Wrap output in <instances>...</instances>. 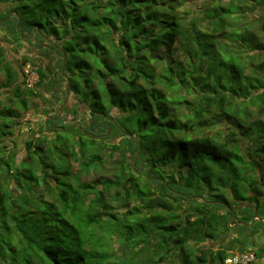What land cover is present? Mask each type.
<instances>
[{
	"label": "trees",
	"instance_id": "16d2710c",
	"mask_svg": "<svg viewBox=\"0 0 264 264\" xmlns=\"http://www.w3.org/2000/svg\"><path fill=\"white\" fill-rule=\"evenodd\" d=\"M13 1L11 16L7 12L0 18L18 35L25 29L35 35L49 32L48 40L61 56L66 90L90 110L93 123L85 128L72 123L54 139H30L23 166L17 167L15 155L6 152L3 142L31 106L24 74L5 60L0 49L3 85L12 92L8 104L0 102V169L6 176V183L0 182V264H114L104 237L113 233L132 251L139 243L146 246L152 238L158 240L149 264L179 254L178 264H222L232 244L201 256L190 241L216 239L219 230L228 227L224 214L217 212L219 206H231L223 190H231L235 200L253 202L255 214L264 219V201H259L264 197V61L255 74H244L242 65L236 68L233 63L235 56L225 63L219 44L229 38L226 28L236 5L207 0L212 4L201 7L202 17L213 31L206 33L193 27V16L190 23L185 21L175 0ZM241 1L264 12V0ZM258 29L264 33V22ZM183 37L194 45L186 51L187 68L173 59L172 45ZM240 37L249 49L262 47L249 27ZM38 78L35 86L43 80L41 72ZM28 93L34 90L28 88ZM213 105L236 122L240 135L249 141L248 150L260 156L263 166L257 179L247 177L253 155L241 154L237 130L226 140L191 135ZM252 105L259 114L254 118ZM113 107L123 115L119 120L110 119ZM94 129L130 139L137 162L145 161L144 179L159 184V195L141 184L132 164L125 170L123 159L114 179L79 182L80 175L103 162L110 147L100 134L91 132ZM70 159L80 165L74 180L69 178ZM240 169L246 176L241 177ZM244 184L251 196L239 194ZM171 193L176 204L169 199ZM112 194L121 201L142 202L153 212L119 217L108 198ZM178 206L184 216L176 212ZM171 210L175 213L170 215Z\"/></svg>",
	"mask_w": 264,
	"mask_h": 264
},
{
	"label": "rangeland",
	"instance_id": "374dc122",
	"mask_svg": "<svg viewBox=\"0 0 264 264\" xmlns=\"http://www.w3.org/2000/svg\"><path fill=\"white\" fill-rule=\"evenodd\" d=\"M177 2L176 7L179 10V14L182 15L186 22H191V17L194 21L196 29L206 31V33L213 31V26L203 19V11L201 7L203 5L211 6L212 2L207 0H175ZM209 2V3H208ZM225 5L231 4L235 6L232 16L228 20L227 32H229V38H223L220 41L222 45V58L225 63L230 62L231 56H235L233 63L236 68L238 65H242V73L249 75L255 74V67L264 61V33H261L258 29L259 25L264 22V12L259 7L252 6L251 4H244L241 0H221ZM14 5V1L10 0L7 2H0V16L11 11ZM238 5H241L238 7ZM9 16V17H10ZM12 18V17H11ZM5 18H0V49L3 57L6 61L12 62L13 65L19 69L20 74H24V70L27 69L32 71L38 81V75L41 72L43 80L39 86L32 85L28 86L27 76H25V93L30 107V110L22 117L20 125L13 128L11 136L3 144L6 145V152L10 150V153L15 155V164L17 167H22V160L25 157L26 142L35 137L45 136L47 139H54L55 137H61L66 133V128L74 123L87 127V124L93 123V115L90 110L80 102L78 97L73 92L66 90L67 83L61 76L60 70V54L56 51L53 44L50 42L49 32H45V35H35L31 31L25 29L24 34L18 35V33L12 29H9V22H4ZM14 20H12L13 22ZM249 27L253 33L257 36L255 43L262 45L260 49L252 48L249 49L247 44L244 43L240 37L244 28ZM190 32H192L191 28ZM42 33V32H41ZM197 33V32H196ZM215 34L217 31L214 32ZM217 41V40H216ZM173 59H178L181 65L187 68L188 57L186 51L194 47L187 38H181L173 43ZM240 57H239V56ZM174 63V62H172ZM159 65H162L159 63ZM205 65V64H204ZM203 70H205L203 68ZM30 74V72H29ZM4 75L0 68V102L1 105L9 103L12 97V92L9 88L3 85ZM35 86V87H34ZM28 88H32L34 93L31 95L28 93ZM195 96L192 94L188 95L189 99H194ZM258 105V103H257ZM252 115L250 118L257 117V106H249ZM219 108L213 105L210 108L209 113H205L200 124H195L191 132V135H211L220 140L228 139V135L232 130H237V137L240 139L238 142L241 146V154L246 157V152H250L253 155L252 159H248L250 166L253 170L247 172V177L258 178V174L262 169L260 156L256 155L253 151H249V141L240 135V130L236 126V122L220 114ZM123 116L118 112L116 108H111L110 119H120ZM182 118L185 115H181ZM261 117V116H260ZM264 119V114L261 117ZM110 119H105L110 121ZM104 120V121H105ZM235 122V123H234ZM239 130V131H238ZM91 132L100 134L99 139L106 141L109 144L107 153L102 156V163L95 168L93 172L82 174L79 177L80 183H94L96 180L102 177H108L114 179V176L118 174L119 168L122 164L128 169L130 164L133 166V173L138 175L141 179L142 185H147L156 195L161 192L159 184L155 181H146L144 175L146 172L145 161L137 162L135 158L138 155L135 154L134 146L128 137H125L122 133L112 132L111 130L106 134V131L100 132L98 129H94ZM242 138V139H241ZM10 139V140H9ZM48 140L44 141L45 146L48 144ZM235 144L236 141H231ZM124 155V158L122 156ZM71 160V159H70ZM71 169L69 178L74 180V175L79 170V162L71 160ZM169 168L165 169V172ZM242 176H246V172L242 169L239 170ZM65 178L64 176H61ZM249 179V178H247ZM253 179V178H251ZM6 176L2 174L0 169V182L4 185L6 182ZM146 183V184H145ZM41 186L38 187V192H41ZM247 185L244 184L239 190L240 195L251 196L252 194L246 191ZM123 190V189H122ZM45 193V190L43 191ZM114 192V189L111 191ZM223 193L226 199L230 203V207H217V212L223 213L227 221V226L219 230V235L216 239H200L190 241L191 245L199 251L201 256L204 252L209 250H217L227 245L232 244V248L228 250H254L258 256H262L264 259V225H260L257 218H254L252 214H255L257 209L254 208L253 202L250 200H235V196L232 191L228 190ZM17 194V193H16ZM203 195L210 198L207 195V191L203 192ZM49 199V197L47 196ZM111 204L115 206L113 211L119 212V217H128L133 215L147 216L153 212L148 210L145 204L137 203L132 199L127 201H121L119 196L112 194L108 196ZM175 204L174 194L171 193L170 198ZM260 202L264 201V197L260 198ZM173 203V204H174ZM225 204V203H224ZM253 209H252V208ZM154 211H159L156 209ZM229 211V212H228ZM177 213L184 216L185 212L182 206H178ZM254 212V213H253ZM170 215L174 214L175 211L171 210ZM257 214V213H256ZM244 218V219H243ZM98 233L102 235L104 232L97 229ZM106 237L105 242L107 245V251L109 253V261L114 264H149V257L155 250V246L158 240L152 238L149 245H142L139 243L135 246L132 251L126 246L125 241L118 236L117 233L109 234ZM234 243H231V241ZM241 244V245H240ZM178 256H168L165 262L161 264H178ZM3 264V263H1Z\"/></svg>",
	"mask_w": 264,
	"mask_h": 264
},
{
	"label": "built area",
	"instance_id": "2783aa9c",
	"mask_svg": "<svg viewBox=\"0 0 264 264\" xmlns=\"http://www.w3.org/2000/svg\"><path fill=\"white\" fill-rule=\"evenodd\" d=\"M30 72V74H29ZM24 76H27L28 86L32 87L36 83V77L32 71L24 70ZM222 264H259L254 250H228L223 258Z\"/></svg>",
	"mask_w": 264,
	"mask_h": 264
},
{
	"label": "crops",
	"instance_id": "0c3cea01",
	"mask_svg": "<svg viewBox=\"0 0 264 264\" xmlns=\"http://www.w3.org/2000/svg\"><path fill=\"white\" fill-rule=\"evenodd\" d=\"M251 208H252V207H251ZM252 209H253V208H252ZM253 216H254V218H257V217L259 218V216L256 215V214H254ZM260 220H261V221H264V219L262 220L261 218H260ZM234 241H236V240H234V239H233V241L230 240L231 243H234ZM257 262H258L259 264H264V259H263L262 257H259V258L257 259Z\"/></svg>",
	"mask_w": 264,
	"mask_h": 264
},
{
	"label": "water",
	"instance_id": "95a60500",
	"mask_svg": "<svg viewBox=\"0 0 264 264\" xmlns=\"http://www.w3.org/2000/svg\"><path fill=\"white\" fill-rule=\"evenodd\" d=\"M257 219H260V218L257 217ZM262 220H263V219H262Z\"/></svg>",
	"mask_w": 264,
	"mask_h": 264
}]
</instances>
